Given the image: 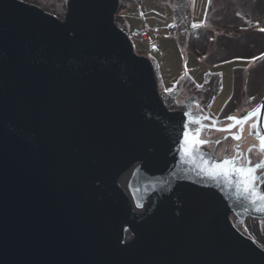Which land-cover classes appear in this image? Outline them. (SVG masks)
Instances as JSON below:
<instances>
[{
	"label": "water",
	"instance_id": "95a60500",
	"mask_svg": "<svg viewBox=\"0 0 264 264\" xmlns=\"http://www.w3.org/2000/svg\"><path fill=\"white\" fill-rule=\"evenodd\" d=\"M120 6L0 0V264H264L236 226L260 204L185 155L199 115L166 105Z\"/></svg>",
	"mask_w": 264,
	"mask_h": 264
},
{
	"label": "rangeland",
	"instance_id": "374dc122",
	"mask_svg": "<svg viewBox=\"0 0 264 264\" xmlns=\"http://www.w3.org/2000/svg\"><path fill=\"white\" fill-rule=\"evenodd\" d=\"M23 1L61 19L67 12L68 0ZM155 1L157 3L151 4V0H121L116 22L129 31L147 30L144 29L147 27L155 29L156 39H152L158 44L147 42L150 41L149 34L148 39H131L135 51L153 61L159 90L169 109L187 106L186 101L208 100L210 92L223 84L212 110L217 113L229 98L241 101L250 95L239 82L241 76L249 79L251 84L264 81V31L259 29L264 23V0H212L210 5L209 0H191L189 8L185 9L177 0ZM150 6L155 13H150ZM150 14L155 16V22ZM255 33L257 35L249 49L256 52V57L245 60L243 57L248 56L237 50L242 48L243 40L245 42ZM237 66H242L238 72L241 76L232 95ZM174 90L177 91L176 97L168 93ZM237 228L264 249V219L247 218Z\"/></svg>",
	"mask_w": 264,
	"mask_h": 264
},
{
	"label": "snow or ice",
	"instance_id": "6c2138e0",
	"mask_svg": "<svg viewBox=\"0 0 264 264\" xmlns=\"http://www.w3.org/2000/svg\"><path fill=\"white\" fill-rule=\"evenodd\" d=\"M196 26L194 25V27ZM261 31H264V28ZM186 115L189 118V124L199 125L198 128L184 133L185 155L192 159L199 145L212 143V141L202 139L203 132L209 128L202 121L208 118L203 116L194 117L192 113H186ZM225 119L231 121L226 127L219 126V121H216V124L212 127H214L215 131L224 133H233V129L239 128V134H232V139L238 142L242 140L244 125L253 121L251 128L255 130L253 134L259 141L258 145L250 146L247 153H245L241 144L237 143L233 153L225 155L222 160L211 165L203 157H199L197 167L213 180L222 179L229 185H234L238 196L250 199L253 204L259 203L260 207L257 208V211L264 212V193L259 192L256 188L258 174L260 171H264V128L261 127L264 124V104L258 105L243 117L230 115ZM227 138L225 136V139ZM220 142L219 140L215 141L217 144ZM212 159L214 160L215 158L213 157ZM193 162L196 161L194 160Z\"/></svg>",
	"mask_w": 264,
	"mask_h": 264
},
{
	"label": "flooded vegetation",
	"instance_id": "af4514ba",
	"mask_svg": "<svg viewBox=\"0 0 264 264\" xmlns=\"http://www.w3.org/2000/svg\"><path fill=\"white\" fill-rule=\"evenodd\" d=\"M253 60V58H251ZM247 60V59H245ZM242 66H237L234 75H233V82H234V89L232 95H234L236 88L238 86L237 82L239 80V76L241 74H238V72L241 71ZM243 78V80H242ZM240 83L243 84V88L247 93H250L246 100H237L229 98L224 106L220 108V110L215 113L213 112V106L216 102L217 99H219V94L221 93V89L223 87L222 85H218L217 88L213 89L212 92H210V95H208V100L204 99V101H200L199 99L196 101H191L190 104L192 105L193 113L196 115L207 117L208 119L203 120L202 123L205 125H208L209 128L208 130L204 131L202 134V139L204 140H210L212 143H206L203 144V148L210 152L213 153L218 159L222 160L225 155H228L230 153H233L235 150V146L237 143H240L242 146V150L247 153V150L250 146L252 145H258L259 141L256 139L253 130L251 128V123L253 121H250L248 124L244 125V131H243V136L241 141H236L232 139V134H239V128L233 129V133H224V132H218L215 131L213 125L216 124V121H219V126L221 127H226L228 124L231 123V121L226 120L225 118L227 116H237V117H243L246 115L248 112L252 111L256 106L260 103V101L264 98V81L257 83L254 82L251 84L249 82V79L245 80L243 76H241ZM170 94V91L168 92ZM205 94H209L208 91H204ZM231 95V96H232ZM230 96V97H231ZM258 101L256 102L255 100ZM240 106V109H237ZM175 111H185L187 110V106L180 105L178 107H173L172 108ZM199 125L195 124L192 128V130L198 128ZM225 136L228 138L225 139ZM221 141L219 144L215 143V141ZM264 180V171H260L258 174V181ZM233 222H236V218L232 217ZM241 224V223H240ZM239 224H236V226Z\"/></svg>",
	"mask_w": 264,
	"mask_h": 264
},
{
	"label": "trees",
	"instance_id": "16d2710c",
	"mask_svg": "<svg viewBox=\"0 0 264 264\" xmlns=\"http://www.w3.org/2000/svg\"><path fill=\"white\" fill-rule=\"evenodd\" d=\"M152 2H151V4H154L155 3V0H151ZM154 2V3H153ZM177 3L178 4H181L180 6H182L184 9L186 8V7H188L189 8V6H190V3H191V0H177ZM147 12H148V10H147ZM152 21H154V19L152 20ZM155 22V21H154ZM154 24V23H153ZM172 26H170V28H171ZM155 28V27H154ZM134 30H138V29H134ZM152 30V29H151ZM256 33L255 34H252L251 36H249L247 39H245V42H244V40L242 41V48H240V50H237L238 52L239 51H244L242 54L243 55H245V56H248V57H243V58H254V57H256V52L252 49V50H250L249 48H251V45H252V43H253V41H254V37H256ZM158 44V41L157 40H154V41H152L151 42V44ZM237 52V53H238ZM238 55H240L239 53H238ZM240 57H242V56H240ZM235 58V57H234ZM237 58V57H236ZM232 59V58H231Z\"/></svg>",
	"mask_w": 264,
	"mask_h": 264
},
{
	"label": "crops",
	"instance_id": "0c3cea01",
	"mask_svg": "<svg viewBox=\"0 0 264 264\" xmlns=\"http://www.w3.org/2000/svg\"><path fill=\"white\" fill-rule=\"evenodd\" d=\"M154 3V2H153ZM155 3H157L156 1H155ZM208 3H209V5L212 3V0H210V2L208 1ZM155 6H156V4H155ZM149 11V10H148ZM153 11V13H155V9H153L151 6H150V13ZM150 18H152V19H154L155 18V16L153 15V17H152V15L150 14ZM254 22H256V21H254ZM258 22V21H257ZM254 25H258V24H254ZM263 25H264V23L262 24L261 23V28H259V29H262V28H264L263 27ZM258 27V26H257ZM257 27H256V29H257ZM144 29H147L148 31H149V37H150V41H147L148 43L149 42H152V41H154V39H152V38H155L156 39V36H155V34H156V32H155V29L154 30H151V29H149L148 27L147 28H144ZM130 30V29H129ZM132 31V30H131ZM153 31V32H152ZM155 33V34H154ZM245 59H247V58H245Z\"/></svg>",
	"mask_w": 264,
	"mask_h": 264
},
{
	"label": "built area",
	"instance_id": "2783aa9c",
	"mask_svg": "<svg viewBox=\"0 0 264 264\" xmlns=\"http://www.w3.org/2000/svg\"><path fill=\"white\" fill-rule=\"evenodd\" d=\"M126 30V29H125ZM130 36V38H141L142 40L143 39H148V30H142V31H129V30H126Z\"/></svg>",
	"mask_w": 264,
	"mask_h": 264
}]
</instances>
